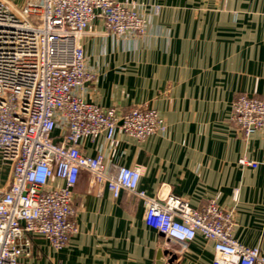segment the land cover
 Returning <instances> with one entry per match:
<instances>
[{
  "label": "crops",
  "instance_id": "1",
  "mask_svg": "<svg viewBox=\"0 0 264 264\" xmlns=\"http://www.w3.org/2000/svg\"><path fill=\"white\" fill-rule=\"evenodd\" d=\"M114 1L131 3L145 32L118 37L93 21L78 40L95 77L81 95L119 115L152 108L165 131L143 141L116 134L112 146L102 136L84 140L81 153L100 157L112 176L138 167L136 190L148 198L178 197L196 209L214 201L231 213L233 238L264 255V127L244 138L230 120L237 97L264 99V0ZM7 172L0 162V187ZM72 196L77 233L59 251L33 237L22 264H211L212 243L200 234L167 248L134 195L81 172Z\"/></svg>",
  "mask_w": 264,
  "mask_h": 264
},
{
  "label": "built area",
  "instance_id": "2",
  "mask_svg": "<svg viewBox=\"0 0 264 264\" xmlns=\"http://www.w3.org/2000/svg\"><path fill=\"white\" fill-rule=\"evenodd\" d=\"M93 21L118 37L137 38L146 28L129 2L0 0V162L8 169L0 187V264H22L33 237L56 251L67 245L77 233L72 195L81 172L93 183H107L115 195L123 191L141 199L144 225L157 231L167 248L200 234L212 243L211 264H264L258 248L233 238L231 213L214 201L196 209L178 197L148 198L136 190L138 167L112 176L104 173L100 157L81 153L84 140L102 136L112 146L116 134L143 141L165 131L152 108L119 115L83 99L85 84L95 77L78 40ZM230 120L249 138L264 127V99L237 97ZM239 164L257 166L245 159Z\"/></svg>",
  "mask_w": 264,
  "mask_h": 264
},
{
  "label": "rangeland",
  "instance_id": "3",
  "mask_svg": "<svg viewBox=\"0 0 264 264\" xmlns=\"http://www.w3.org/2000/svg\"><path fill=\"white\" fill-rule=\"evenodd\" d=\"M173 246H176L177 247V249H179V244H176V245H174V244H171L170 245V247H172L173 248ZM181 246V245H180Z\"/></svg>",
  "mask_w": 264,
  "mask_h": 264
}]
</instances>
